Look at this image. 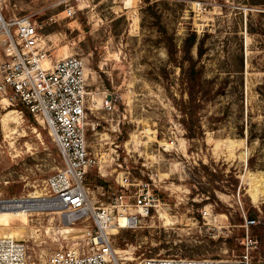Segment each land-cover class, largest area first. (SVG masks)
<instances>
[{
	"label": "rangeland",
	"instance_id": "obj_1",
	"mask_svg": "<svg viewBox=\"0 0 264 264\" xmlns=\"http://www.w3.org/2000/svg\"><path fill=\"white\" fill-rule=\"evenodd\" d=\"M130 1L4 0L3 14L36 20L54 57H83L101 93L86 114L92 201L108 202L127 179L128 194L148 181L159 197L139 227L112 234L124 264H264V0ZM7 46L1 33L0 63ZM61 167L48 125L0 95V199L48 195ZM28 198L0 208V237L22 240L29 264L84 239L91 220L30 213Z\"/></svg>",
	"mask_w": 264,
	"mask_h": 264
},
{
	"label": "built area",
	"instance_id": "obj_2",
	"mask_svg": "<svg viewBox=\"0 0 264 264\" xmlns=\"http://www.w3.org/2000/svg\"><path fill=\"white\" fill-rule=\"evenodd\" d=\"M3 4L4 0H0V34H5L10 59L0 63V95L20 101L35 117L42 119L62 157V167L47 182L48 209L33 212L56 208L71 224L80 220L92 222L85 229V238L93 247V253L84 252L87 240L81 239L73 246L53 251L46 264H124L122 255L116 252L112 230L139 227L158 205L159 197L148 181L141 182L128 194L130 182L127 179L120 192L109 196L108 202L96 205L92 201L87 174L97 160L89 151L86 114L90 100L100 98L101 93L89 88L83 57L78 54L54 57L43 39L42 26L30 15L16 17L8 23ZM196 6L201 8L202 3L197 1ZM76 12L73 6L67 9L69 16ZM10 24L16 26L14 35ZM106 104L110 105L111 100ZM248 222L261 223V219L253 218ZM245 258L250 261L249 255ZM0 264H29L25 243L14 237H0ZM141 264L223 263L214 258L153 256L145 258Z\"/></svg>",
	"mask_w": 264,
	"mask_h": 264
},
{
	"label": "bare ground",
	"instance_id": "obj_3",
	"mask_svg": "<svg viewBox=\"0 0 264 264\" xmlns=\"http://www.w3.org/2000/svg\"><path fill=\"white\" fill-rule=\"evenodd\" d=\"M127 4H131V1L130 0H127ZM86 72H87V69H86ZM27 198L28 197H21V198H15L14 197V198L0 200V208H7L9 206L10 202H12L13 200H20V199H27ZM49 203H50V199L47 198L46 196H43V195H41L39 193H36V194H33L32 193L29 196L28 200H27V207H29L30 209H32L33 206L37 205V208L38 209L35 208V209L31 210L30 213H32L33 211H40V210H46V209H48ZM52 210L55 211V212L59 211V209H56V208L55 209H52ZM112 232H116V230L113 229ZM85 234H86V231L84 230L83 233H82V236H83L84 240H87V238H85ZM6 236L13 237V236H10V235H6ZM88 243H89V241L87 240L86 241V244L87 245L84 246V252L85 253H93L94 252V249H93V247H90V244H88ZM26 253H27V256H28L29 253H28V247H27V245H26Z\"/></svg>",
	"mask_w": 264,
	"mask_h": 264
},
{
	"label": "trees",
	"instance_id": "obj_4",
	"mask_svg": "<svg viewBox=\"0 0 264 264\" xmlns=\"http://www.w3.org/2000/svg\"><path fill=\"white\" fill-rule=\"evenodd\" d=\"M28 112H30V111L28 110ZM30 113H31V112H30ZM234 189L237 190V189H236V186L234 187Z\"/></svg>",
	"mask_w": 264,
	"mask_h": 264
}]
</instances>
